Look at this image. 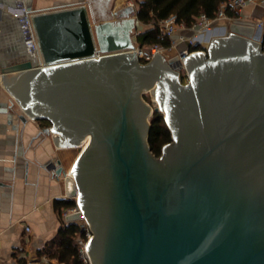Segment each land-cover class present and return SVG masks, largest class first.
Masks as SVG:
<instances>
[{
  "label": "water",
  "instance_id": "water-1",
  "mask_svg": "<svg viewBox=\"0 0 264 264\" xmlns=\"http://www.w3.org/2000/svg\"><path fill=\"white\" fill-rule=\"evenodd\" d=\"M24 3L36 65L3 68L2 83L22 121L52 122L45 130L58 134L57 145L81 147L90 136L70 173L62 165L56 173L66 175V193L80 208L65 220L84 215L90 223L93 264H264L258 29L232 22L207 52L169 62L158 53L142 63L135 8L103 19L94 0L48 11ZM183 64L186 83L176 69ZM156 111L172 133L160 156L149 143Z\"/></svg>",
  "mask_w": 264,
  "mask_h": 264
},
{
  "label": "crops",
  "instance_id": "crops-1",
  "mask_svg": "<svg viewBox=\"0 0 264 264\" xmlns=\"http://www.w3.org/2000/svg\"><path fill=\"white\" fill-rule=\"evenodd\" d=\"M94 1L103 19L120 15L128 7L137 11L136 0ZM15 4L13 0L0 2V70L22 60L28 66L36 65L22 23L15 17L20 12ZM81 4L89 5L90 0H32L34 11ZM242 17L264 19V3L247 6ZM147 27L150 25L139 21V32ZM216 28L219 33L225 32V26ZM263 32L258 29L260 35ZM192 33L179 28L176 37ZM22 113L8 88L0 85V262L21 264L30 258L48 257L53 264H66L48 256L46 248L52 243L54 247L60 244V230L68 224L58 202L71 197L66 193V175L56 171L62 165L69 172L75 161L70 160L69 153L74 148L57 145L54 135L58 134L45 130L52 126L47 119L28 117L24 122Z\"/></svg>",
  "mask_w": 264,
  "mask_h": 264
},
{
  "label": "trees",
  "instance_id": "trees-1",
  "mask_svg": "<svg viewBox=\"0 0 264 264\" xmlns=\"http://www.w3.org/2000/svg\"><path fill=\"white\" fill-rule=\"evenodd\" d=\"M137 15L141 23L150 25L145 30L141 31L137 36V42L140 47L149 50L153 44H161L165 48L171 47L170 38L162 39L160 37L159 22L168 18L171 15H176L179 23H185L191 26L195 19L202 13L209 17L217 15L218 7L226 0H136ZM230 15H235L229 12ZM148 47V48H145ZM191 51L205 50L202 45H190ZM182 79L183 76H182ZM172 141L171 130L166 123L164 115L160 111H156L151 119V130L149 143L152 151L160 156L163 146ZM58 208L61 212L65 209L73 208L76 205V200L72 198L63 199L58 202ZM82 230L77 221H71L61 228L60 244L57 247L52 245L47 246L48 256L57 258L59 261L66 264H84L79 254L78 238L81 236Z\"/></svg>",
  "mask_w": 264,
  "mask_h": 264
},
{
  "label": "built area",
  "instance_id": "built-area-1",
  "mask_svg": "<svg viewBox=\"0 0 264 264\" xmlns=\"http://www.w3.org/2000/svg\"><path fill=\"white\" fill-rule=\"evenodd\" d=\"M20 2H21L20 3L21 8H19L20 12L15 13V17L20 19L22 23L23 33L28 42L30 49L36 51L39 54L37 37L31 19V14L30 12H28L24 0H21ZM259 3H264V0H226L219 5L217 10V15L215 17H209L207 14L202 13L195 19V21L191 26H187L185 23H179L177 21L176 15H171L168 18L161 20L159 22L160 37L162 39L170 38L171 47H174L177 43H185L187 47L180 51L181 54L180 58L182 59L193 52L189 49V46L197 44V40L199 39L198 37L200 34H202L205 31H209L213 28H216L222 22L232 23L236 21H241L247 24L254 25L256 29L262 28L264 30V19H253V18L242 17V12L247 6L253 4H259ZM229 12H233L235 13V15H230ZM179 28L189 29L193 33L191 35H181L179 37H176V33ZM260 42L264 48V32L261 34ZM163 50H165V47H163L161 44L158 43L151 45L148 51L143 49L142 47L138 49L140 55L144 57L146 60L153 59L155 56H157L158 53L163 52ZM100 55L101 54H99V56ZM177 68L179 69L180 66H177ZM1 74H3L2 70H0V85L3 84L1 79ZM185 79L186 81H189L191 79L189 72L185 74ZM77 210H80V208H79V204L76 201V205L73 208L66 209L63 212V217L65 218L67 214L76 212ZM77 222L79 223L82 230V234L78 238L80 258L84 264H93V260L88 249L89 241L93 236V231L91 229L90 223L88 222L87 218L84 215L82 216L81 219L77 220ZM28 230H30V227H28ZM0 264H7V263L0 262ZM21 264H53V263L52 260L48 257H43V258L36 257V258L27 259L24 263Z\"/></svg>",
  "mask_w": 264,
  "mask_h": 264
},
{
  "label": "rangeland",
  "instance_id": "rangeland-1",
  "mask_svg": "<svg viewBox=\"0 0 264 264\" xmlns=\"http://www.w3.org/2000/svg\"><path fill=\"white\" fill-rule=\"evenodd\" d=\"M237 22V21H236ZM241 23V21H239ZM243 24H247L245 22H242ZM230 24L231 23H225V24H219L217 27L219 26H225L226 30L224 33H219L217 32L216 34H213L210 38H209V42L208 43H204L202 40L198 39L197 40V43L202 45L204 48H206L204 51L207 52L208 50V47L210 46L211 44V40L213 37H219V36H225L226 34H228L229 32H231L230 30ZM215 29V28H213ZM212 29V30H213ZM137 45L139 46L138 42H137ZM186 44L185 43H177L174 47H169V48H165V50H163V52H161L160 54L166 59L167 62H169L171 59H174L176 57H180V51L183 50L184 48H186ZM145 48H148V47H145ZM141 62L142 63H146L147 60L143 57L141 59ZM179 72H180V75H181V78L183 76L184 79H182V82L186 83L188 81H186L185 79V74H187L188 70L186 68V66L183 64L182 66H180V68H176ZM144 99L152 106H155V105H159V102H157V99L155 97L152 96V92L151 91H146L144 93ZM162 113V111H160ZM164 115V113H162ZM154 115V114H153ZM149 117V120L151 121L152 117ZM166 120V119H165ZM46 121V120H45ZM47 124L51 125L52 122H50V120H47L46 121ZM167 123V121H166ZM89 137H87V141L89 140ZM86 142V141H85ZM88 143V142H87ZM86 143V144H87ZM85 144H83V146L81 147H76L74 149L71 150V153H69V155H71L70 157V160L73 161V159L76 160L77 156L79 155V153L83 150V148L86 146H84ZM70 152V151H69ZM73 165V164H72ZM71 167L70 166L68 169H69V173L71 171Z\"/></svg>",
  "mask_w": 264,
  "mask_h": 264
},
{
  "label": "bare ground",
  "instance_id": "bare-ground-1",
  "mask_svg": "<svg viewBox=\"0 0 264 264\" xmlns=\"http://www.w3.org/2000/svg\"><path fill=\"white\" fill-rule=\"evenodd\" d=\"M219 27H221V26H219ZM216 32H218V29L217 28H215V29H211V30H209V31H205V32H203L202 34H200L199 35V39L200 40H202L204 43H208L209 42V38L213 35V34H215ZM88 137V136H87ZM90 137H89V140L87 141V138H86V142L84 143L86 146H87V144L89 143V141H90ZM88 142V143H87ZM87 143V144H86ZM84 145V146H85ZM85 146V147H86ZM84 147V148H85Z\"/></svg>",
  "mask_w": 264,
  "mask_h": 264
}]
</instances>
